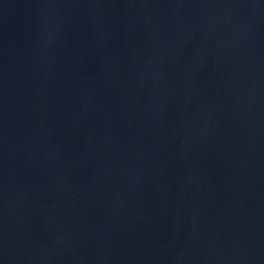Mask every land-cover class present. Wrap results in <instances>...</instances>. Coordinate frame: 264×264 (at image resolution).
I'll list each match as a JSON object with an SVG mask.
<instances>
[{
  "label": "water",
  "instance_id": "obj_1",
  "mask_svg": "<svg viewBox=\"0 0 264 264\" xmlns=\"http://www.w3.org/2000/svg\"><path fill=\"white\" fill-rule=\"evenodd\" d=\"M0 264H264V0H0Z\"/></svg>",
  "mask_w": 264,
  "mask_h": 264
}]
</instances>
